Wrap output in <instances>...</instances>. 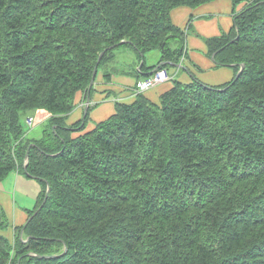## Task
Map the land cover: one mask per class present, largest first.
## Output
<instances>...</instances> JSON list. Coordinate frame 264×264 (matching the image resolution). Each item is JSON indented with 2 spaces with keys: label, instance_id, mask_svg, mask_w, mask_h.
I'll use <instances>...</instances> for the list:
<instances>
[{
  "label": "trees",
  "instance_id": "1",
  "mask_svg": "<svg viewBox=\"0 0 264 264\" xmlns=\"http://www.w3.org/2000/svg\"><path fill=\"white\" fill-rule=\"evenodd\" d=\"M209 1L0 0V182L32 143L24 173L41 187L13 242L0 205V264H264V0H231V28L205 39L217 66L243 64L236 79L175 80L56 143L20 122L40 109L62 127L114 48L142 61L137 78L178 63L189 29L170 10Z\"/></svg>",
  "mask_w": 264,
  "mask_h": 264
},
{
  "label": "crops",
  "instance_id": "2",
  "mask_svg": "<svg viewBox=\"0 0 264 264\" xmlns=\"http://www.w3.org/2000/svg\"><path fill=\"white\" fill-rule=\"evenodd\" d=\"M230 6L232 7L231 0H212L196 7L178 6L170 10V19L172 23L180 28L187 27L189 29L187 32H191L187 37V41L185 40L183 61L186 62L188 69L192 73L188 71L187 67L180 68L173 65L174 67L170 69L171 78L145 90L142 92L143 96L152 102L158 103L160 95L170 89L175 80L181 83H190V81H193L194 78H196L205 84L218 85L232 79L234 68L225 65L217 66L213 58L215 53L210 55L207 44L205 43L206 38L222 35L229 31L233 23L232 8L231 12H228ZM133 56L135 57L134 53ZM101 70L104 72L115 70V72H113L107 79L104 77L103 73L100 77L101 79H98L96 82L94 80L92 85V92L89 95L90 98L88 103V106L92 108H90L91 111L89 110V113H92L94 119L100 120L105 119L104 117L109 113V115L114 113L115 102L132 103L134 101L136 95L132 94L133 86L131 83H135L137 78L134 68L133 76L124 75L125 67L120 66L117 62L111 61ZM75 96H77V99L74 102V109L70 113V116L77 119L74 121L77 122L82 118L85 110L84 105L87 102L83 91H78ZM91 119L89 125L92 129L94 126ZM100 120L95 121L98 122ZM87 122L89 121H86L84 124L85 126L87 125ZM19 173L18 170L11 172L8 176L12 175L13 179H10L6 185H0V205L3 208L5 206L11 208L13 218H15V214L20 209L16 206V203L12 202L11 206L8 201V196L11 194L10 192H12V187V197L15 198L17 186L27 185L28 182H32V184L38 182L35 179H25L22 176L16 177ZM2 181H4V179ZM22 196H25V194ZM26 209L28 208H23V210ZM26 218L27 214L24 215V220L22 222L14 223L13 225H21L26 221ZM2 233L7 236V234H10V229L3 231Z\"/></svg>",
  "mask_w": 264,
  "mask_h": 264
},
{
  "label": "rangeland",
  "instance_id": "3",
  "mask_svg": "<svg viewBox=\"0 0 264 264\" xmlns=\"http://www.w3.org/2000/svg\"><path fill=\"white\" fill-rule=\"evenodd\" d=\"M249 1H251V0H246V2H249ZM238 6L235 8L236 11H238L239 9L242 8L243 2L240 3V6H239L240 8ZM231 8L232 7L230 6V9L228 11L229 13L231 12ZM230 26H231V23H230ZM185 32H186L185 40L187 41V37H188V35L191 34V32L190 33L187 31H185ZM171 46L173 47L174 45L171 44ZM113 52L115 53V57L112 60V62H117L120 66L125 67V74L124 75L133 76L134 71H136L139 68L140 63L138 65H136V59L133 56L134 52L132 53L131 47L114 48ZM159 56H160V50H158V49H152V50L146 52L144 54L145 64H147L148 66L154 65L159 60ZM185 64H186V62L181 64V66L184 67ZM173 67L174 66L172 64L166 65V69L170 72H171L170 69ZM133 68H134V71H133ZM103 73H104V71L99 69V71L96 75V78H95V82L98 79H101L100 77ZM192 82L193 81H190V83H192ZM131 85L134 87V83L133 84L131 83ZM76 99H77V96H75L74 102L76 101ZM90 108H92V107H90ZM70 113L68 115H66V117L64 118L62 127L51 125V127L48 129V127L46 125V122H47L46 120H48L47 119V115H48L47 112L44 110H40V109L30 110V114H27V115H31L33 117L32 126H28L25 123V119H26L27 115H23L20 119V122L22 125V131L26 134V138L28 137L31 139V138H40L41 137V139L44 140L46 144H50L51 142L56 143V142H58L57 140L61 136H69L70 138H76V137L88 132V130L91 131L95 127L96 124H98L99 122L105 120L106 118H108L110 116L109 115L110 113H109L108 115H106L104 117L105 119L100 120V119H94L92 116V113H89L88 114L89 119H87V121H89V122H87L86 126H83L82 124L78 125V123L80 121L74 122L77 119L70 116ZM90 119H91V122L93 123V126H94V127L92 126L93 127L92 129H91V126L89 125ZM95 120H100V121L96 122ZM44 125H46V126L44 127ZM45 130H46V134L44 135L43 132ZM31 145H32V143L28 146V148ZM20 176L24 177L25 179H29V177L26 176V174L23 171H20V173L16 177H20ZM5 178H4V181H2L0 183V185H6L8 183V181H10V179H13L12 175H9L8 177H5ZM24 178H21V179H24ZM40 189H41V187H40L39 182H35V184H32V182H28L27 185L17 186L16 191H15V198H13L12 197L13 187H12V192H10L11 194H9V196H8V201L10 202L11 206H12V202L16 203V206L22 212L19 210L15 214L16 215L15 218H13L11 208H9L7 206H5L4 208L2 207L4 209V211L6 212L7 219L9 220V222H8L9 227L7 228V230L10 229V227H12L14 223H20L24 220V215L27 214V210H23V208H28L31 210L36 206L37 198H38ZM47 189H46V191H47ZM47 193H48V191H47ZM24 194H25V196H22ZM46 196L47 195L45 192L44 199H46ZM39 209L40 208H38V210ZM24 211H26V212H24ZM36 212L37 211H35L34 213L36 214ZM24 213H26V214H24ZM34 213H33V215H34ZM22 224H24V222ZM16 226H20V225H16ZM8 235L11 236V230H10V234H8Z\"/></svg>",
  "mask_w": 264,
  "mask_h": 264
},
{
  "label": "built area",
  "instance_id": "4",
  "mask_svg": "<svg viewBox=\"0 0 264 264\" xmlns=\"http://www.w3.org/2000/svg\"><path fill=\"white\" fill-rule=\"evenodd\" d=\"M168 78V73L165 69H159L157 71H155L149 78H147L146 80L137 83V88L139 90H145L165 79ZM32 122L31 118H27L26 119V123L28 125H30V123Z\"/></svg>",
  "mask_w": 264,
  "mask_h": 264
},
{
  "label": "water",
  "instance_id": "5",
  "mask_svg": "<svg viewBox=\"0 0 264 264\" xmlns=\"http://www.w3.org/2000/svg\"><path fill=\"white\" fill-rule=\"evenodd\" d=\"M108 49H109V48H108ZM105 50H106V49H105ZM105 50H104V51H105ZM104 51H102V52L99 54L98 59H97V63L99 62V60H100L101 56L103 55ZM96 65H97V64H96ZM240 71H241V69L236 73L235 78H237V77L239 76ZM95 74H96V66H95V68H94V70H93V72H92V77H91V81H90V83H89V88L92 87V84H93V81H94ZM28 152H29V148H28V149L26 150V152H25V158L28 157ZM24 171H25V166H24ZM47 191H48V189H47ZM47 191H46V195H47ZM44 202H45V199L43 200V202H42V204H41V206H40L39 208L42 207V205H43ZM34 214H35V213H34ZM30 218H31V217H29L28 220H29Z\"/></svg>",
  "mask_w": 264,
  "mask_h": 264
},
{
  "label": "clouds",
  "instance_id": "6",
  "mask_svg": "<svg viewBox=\"0 0 264 264\" xmlns=\"http://www.w3.org/2000/svg\"><path fill=\"white\" fill-rule=\"evenodd\" d=\"M27 158H28V157H27ZM26 161H27V159L24 157L23 165H22L23 167L26 166Z\"/></svg>",
  "mask_w": 264,
  "mask_h": 264
}]
</instances>
